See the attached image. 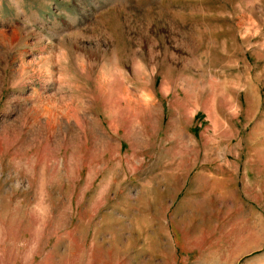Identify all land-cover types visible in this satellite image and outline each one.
Here are the masks:
<instances>
[{
  "label": "rangeland",
  "instance_id": "obj_1",
  "mask_svg": "<svg viewBox=\"0 0 264 264\" xmlns=\"http://www.w3.org/2000/svg\"><path fill=\"white\" fill-rule=\"evenodd\" d=\"M0 264H264V0H0Z\"/></svg>",
  "mask_w": 264,
  "mask_h": 264
}]
</instances>
